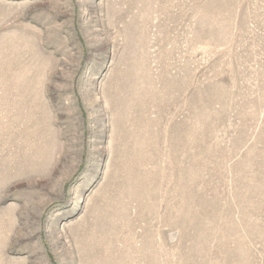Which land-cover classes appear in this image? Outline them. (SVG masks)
Instances as JSON below:
<instances>
[{
    "label": "rangeland",
    "instance_id": "rangeland-1",
    "mask_svg": "<svg viewBox=\"0 0 264 264\" xmlns=\"http://www.w3.org/2000/svg\"><path fill=\"white\" fill-rule=\"evenodd\" d=\"M0 264H264V0H0Z\"/></svg>",
    "mask_w": 264,
    "mask_h": 264
}]
</instances>
